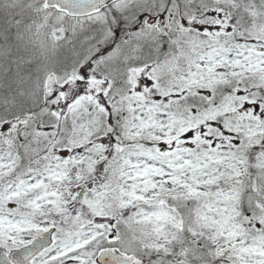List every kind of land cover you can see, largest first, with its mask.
<instances>
[{
  "label": "snow or ice",
  "instance_id": "obj_1",
  "mask_svg": "<svg viewBox=\"0 0 264 264\" xmlns=\"http://www.w3.org/2000/svg\"><path fill=\"white\" fill-rule=\"evenodd\" d=\"M0 264H264V0H0Z\"/></svg>",
  "mask_w": 264,
  "mask_h": 264
}]
</instances>
